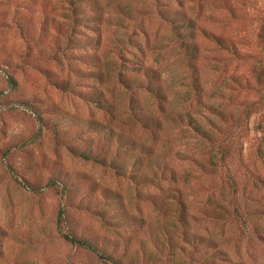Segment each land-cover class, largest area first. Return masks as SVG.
Returning <instances> with one entry per match:
<instances>
[{
  "label": "rangeland",
  "instance_id": "1",
  "mask_svg": "<svg viewBox=\"0 0 264 264\" xmlns=\"http://www.w3.org/2000/svg\"><path fill=\"white\" fill-rule=\"evenodd\" d=\"M119 260L264 264V0H0V264Z\"/></svg>",
  "mask_w": 264,
  "mask_h": 264
},
{
  "label": "trees",
  "instance_id": "2",
  "mask_svg": "<svg viewBox=\"0 0 264 264\" xmlns=\"http://www.w3.org/2000/svg\"><path fill=\"white\" fill-rule=\"evenodd\" d=\"M189 21V20H188ZM182 26H185V24H182ZM212 36V35H211ZM190 37H192V32L190 31V32H187V34H186V36L184 37L186 40H184V42H183V45L184 46H186V48H189L190 49V52H191V55H195L194 54V51H196L197 49L195 48V45H193L192 44V47H190L191 45L189 44V39H191ZM213 39L216 41V42H218V43H222L223 42V40H222V38L221 37H219V36H213ZM121 80H122V83L126 86V87H128V88H130L131 86H140V84H135V82H132V81H128V80H126L125 81V78H121ZM147 88L152 92V93H154V95L156 96V97H160V95H161V93H160V90L157 88V87H155V88H150V85L148 84L147 85ZM211 108L210 109H212L213 108V106H210ZM214 110L215 111H217L219 114H221V112H220V110L218 109V108H214ZM246 114V113H245ZM177 117L179 118V119H182V120H186L187 122H188V124L194 129V130H196V132H198L200 135H203V136H205V137H209V134H208V132L198 123V121L197 120H195V118H193L192 117V115L191 114H189V113H186V114H182V113H177ZM162 121L160 120V119H155V123L156 124H159V123H161ZM109 131H108V133L111 135V133H112V130L109 128L108 129ZM160 172V171H159ZM158 172V169H156L155 171H154V176H153V174H152V177L150 178V181H151V179L154 177H156V175L159 173ZM153 178V179H154ZM145 179H147L146 177H145ZM152 181H154V180H152ZM180 203V202H179ZM181 205L182 204H180V207H181ZM64 237H66V239H68L71 243H73V244H76V245H79V246H83V247H86V248H88V249H91V250H95V248L92 246V244L90 243V242H87V241H85V240H83V239H81V238H78V237H75V236H71V235H69V234H64ZM116 264H124V263H122V262H120V260L119 261H117L116 262Z\"/></svg>",
  "mask_w": 264,
  "mask_h": 264
}]
</instances>
